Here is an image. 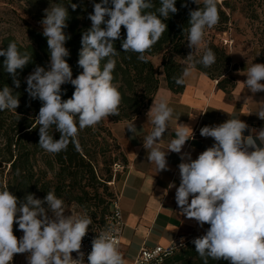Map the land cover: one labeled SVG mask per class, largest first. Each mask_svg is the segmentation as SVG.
<instances>
[{
    "label": "clouds",
    "instance_id": "clouds-1",
    "mask_svg": "<svg viewBox=\"0 0 264 264\" xmlns=\"http://www.w3.org/2000/svg\"><path fill=\"white\" fill-rule=\"evenodd\" d=\"M192 2L201 4V0ZM202 3L203 7L189 9L186 31L188 47L193 51L185 58L182 75L174 78L177 85L185 84L197 64L208 68L216 61L211 48H205L203 55L194 60L205 29L219 22L218 0H202ZM77 7L71 4L73 10ZM182 7L187 8L188 3ZM153 8L155 11H151ZM177 12L176 0H159V7L153 0L94 3L88 17L91 27L81 38L78 66L82 72L73 78L65 59L70 55L65 43L71 39L64 31L68 27V8L57 3L45 9L40 23L50 61L47 69L37 65L26 77L29 97L42 102L32 126V129L39 126L38 145L52 154L66 151L69 143L79 149L80 131L96 126L109 116H119L122 94L113 82V72L120 52L114 41L121 40L123 52L137 53V59L147 63L145 53L167 31L164 21ZM122 26L126 30L124 39ZM0 57H4V71L19 88L18 70L32 62V54L21 51L15 41H10L6 49L0 48ZM243 75L247 77L243 83L251 93L264 92V64L253 63ZM68 83L75 90L71 98L62 100L61 86ZM259 105L256 115L264 120V103ZM18 107L19 94L3 86L0 111L16 112ZM147 116L153 128L144 137L143 147L156 172L170 170L166 158L170 153L180 155L179 186L174 182L168 185V189L176 188L177 214L196 221L201 228L209 225L204 235L192 241L204 264H208L209 258L228 264H264V128L250 129L251 134L246 136L249 126L240 118L204 126L200 135L213 138L214 143L193 159L191 152L183 151L186 142L194 139L193 128L188 124L177 120L176 138L166 147L161 146L173 116L167 99L154 100ZM189 117L195 119V115ZM134 121L126 127L133 135L137 133ZM52 129L60 134L59 139L54 138ZM69 210L70 215L66 214ZM92 222L86 213L69 208L54 189L43 200L34 194L20 200L6 184L0 185V264H11L15 254L25 253L27 264H85L82 240ZM14 224L23 232L20 238L14 234ZM118 231L116 225H109L97 233L87 255L88 264H126L116 239ZM180 246H184L183 238ZM73 252L77 253L76 259Z\"/></svg>",
    "mask_w": 264,
    "mask_h": 264
},
{
    "label": "trees",
    "instance_id": "trees-1",
    "mask_svg": "<svg viewBox=\"0 0 264 264\" xmlns=\"http://www.w3.org/2000/svg\"><path fill=\"white\" fill-rule=\"evenodd\" d=\"M99 2L100 0H57V3L64 4L69 12L68 27L64 31L71 36V39L65 43L70 55L65 59L72 69L73 78L82 72V68L78 66L82 33L91 27L92 22L88 17L93 12L94 3ZM185 2L188 3L187 8L182 7ZM72 3L78 5L75 10L71 8ZM153 3L159 7V0H153ZM200 6L203 7L202 0ZM200 6L192 0H176L178 12L170 14V18L164 21L168 26L167 31L158 43L145 53L148 57L147 63L139 61L137 53L123 52L121 40L114 41V46L120 54L116 58L113 82L122 94V102L119 106L120 115L109 116L111 122L131 120L141 114L155 97L162 85V80L175 93L184 89V85H177L174 78L180 77L186 66L185 38L187 37L186 29L189 27V9L195 10ZM217 6L219 22L216 26L222 28L229 21L226 11L228 0L218 1ZM151 11H155V8ZM27 32L29 36L27 44L21 43L14 35L4 36L0 43V48L6 49L10 41H15L21 51L32 54V62L22 71L18 70L19 88L15 87L11 76L4 71V57H0V89L7 85L19 94V107L16 112L0 111V185L6 184L20 200H23L27 194H34L36 198L43 200L47 192L54 189L56 196L62 198L67 206L75 204L84 208H90L93 205L101 206L103 218L119 196L117 192L114 195L108 192V184L112 182L113 177L120 180L126 161L124 159V163L120 164L116 159H111V170L106 171L107 175L100 172L98 156H105V144L108 142L103 132H106L107 136L118 144L119 149L121 146L113 135L108 121L105 122L104 119L96 126L86 127L79 132V149L69 143L66 151L52 154L38 145L39 126L35 129H32V126L42 102L29 97L26 91V75L37 65L47 69L50 54L43 31L28 26ZM121 34L122 39L126 38V30L123 26ZM208 48L215 53V63L208 68L197 64L195 68L217 79L220 88L230 91L229 77L226 75L231 68L230 55L225 48L214 43H211ZM157 54H162L163 79L151 59ZM202 55L203 53L195 56L194 60H198ZM103 63L104 61L101 62L102 66ZM61 87L62 100L71 98L75 90L74 86L68 83ZM232 87L234 88V85ZM50 132H54V129ZM59 136L58 132H54L55 139H59ZM119 166H122V170L118 169ZM108 194L111 196L110 201L105 197ZM100 223L102 221L94 222L89 228ZM13 231L15 234L21 230L14 224ZM164 264H204V261L191 242L187 247L169 257ZM208 264H228V261H215L209 258Z\"/></svg>",
    "mask_w": 264,
    "mask_h": 264
},
{
    "label": "crops",
    "instance_id": "crops-1",
    "mask_svg": "<svg viewBox=\"0 0 264 264\" xmlns=\"http://www.w3.org/2000/svg\"><path fill=\"white\" fill-rule=\"evenodd\" d=\"M155 57L152 56V62L163 79L162 54H159L157 64ZM160 98L167 99L169 106L173 108L172 121L169 122V129L164 134L161 146L166 147L170 140L176 138L177 120L178 123L188 124L193 128L194 139L186 142L183 151L191 152L193 159L214 143L213 138L200 135V129L204 126L240 118L249 126V130L244 133L246 136L251 134L250 129L264 128V120L256 115L259 104L264 103V92L253 94L242 82H237L232 90L227 91L218 86L217 79L197 68L186 79L181 92L175 93L162 80L155 97L141 114L131 120L108 121L126 157L118 192L125 222L120 252L128 263L135 259L143 246H167L180 238L192 241L204 235L209 227L205 224L201 228L196 221L177 214L179 208L175 200L176 188L168 189V185L174 182L179 186L180 155L170 153L166 157L170 170L159 173L147 160L143 139L153 128L147 113L154 100ZM194 115L195 119L189 117ZM131 121H134L137 128L134 135L126 129Z\"/></svg>",
    "mask_w": 264,
    "mask_h": 264
},
{
    "label": "rangeland",
    "instance_id": "rangeland-1",
    "mask_svg": "<svg viewBox=\"0 0 264 264\" xmlns=\"http://www.w3.org/2000/svg\"><path fill=\"white\" fill-rule=\"evenodd\" d=\"M218 1L221 2L222 0ZM56 3L57 0H0V43L6 35H14L23 44L29 43L27 27L30 26L43 31L40 21L45 15V9L54 6ZM226 11L229 15L228 23L222 28L216 25L212 28H206L203 41L199 49L194 52V57L201 55L203 50L208 48L211 43L225 48L232 62L231 68L226 72L229 77L228 89L232 90V85L235 87L237 82L243 83L247 79L243 74L246 73L248 67L253 63L264 64V0H228ZM225 40H227V43H225ZM185 49V56L187 57L193 51L188 47L187 37L185 38ZM155 56V63L157 64L159 54ZM110 120V117L104 119L105 122ZM103 133L108 142L105 144V156H98V166L100 172L107 175L106 171L111 170V159H116L117 162L122 164L126 157L122 149L118 148V144L110 139L106 132ZM118 169L122 170V166ZM118 183L119 179L113 177L112 182L108 184L110 194L119 193ZM105 197L108 201L111 200L109 194ZM68 207H74L75 211L86 213L92 218V223L103 222L112 208V206L109 207V211L102 218L101 206L96 207L93 205L90 208H84L75 204ZM66 214L70 215V210ZM15 235L20 238L23 232L20 231ZM192 241H189L185 247ZM27 255V253L15 254L11 264H27Z\"/></svg>",
    "mask_w": 264,
    "mask_h": 264
},
{
    "label": "built area",
    "instance_id": "built-area-1",
    "mask_svg": "<svg viewBox=\"0 0 264 264\" xmlns=\"http://www.w3.org/2000/svg\"><path fill=\"white\" fill-rule=\"evenodd\" d=\"M227 43V40H225ZM120 167V166H119ZM109 225H116L119 229L116 234V239L118 241V247L120 251V246L122 243V234L125 226L124 215L119 204V196L117 200L114 201L111 210L105 216L104 221L100 224H95L89 228L88 233L82 240V249L81 251L85 254V264H88L87 255L91 252L92 249V240L95 238L97 233L101 230L106 229ZM189 241L183 238L184 246L181 247V238L173 241L167 246L164 245H155L152 247L143 246L134 260L131 262H126V264H164V262L178 250L184 248ZM72 256L74 259L77 258V253L73 252Z\"/></svg>",
    "mask_w": 264,
    "mask_h": 264
}]
</instances>
